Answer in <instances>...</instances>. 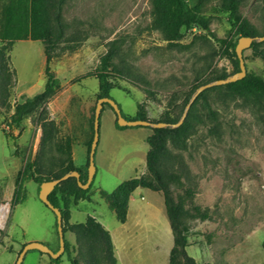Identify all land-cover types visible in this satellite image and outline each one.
<instances>
[{
  "label": "rangeland",
  "instance_id": "374dc122",
  "mask_svg": "<svg viewBox=\"0 0 264 264\" xmlns=\"http://www.w3.org/2000/svg\"><path fill=\"white\" fill-rule=\"evenodd\" d=\"M187 1L190 7L200 4L208 29L183 28L168 41L155 25L153 0H67V36L85 38L73 51L65 49L68 43L51 51L50 67L62 89L18 126L12 121L16 106L45 88L49 44L29 38L30 0H0V40L15 41L8 53L0 44V264H15L31 242L59 249L55 213L41 201L39 183L19 174L27 163L42 179L68 166L87 172L99 81L81 77L99 66L114 42L112 63L121 72H112L110 95L127 120L137 119L143 107L150 122L178 123L200 86L237 72L230 44L241 36L221 12L223 0ZM239 1L253 37L263 36L264 0ZM244 57L247 72L264 78V44ZM223 86L205 90L192 103L185 118L190 130L168 141L157 167L174 203L185 200L179 230L188 238L189 257L197 264H264V105ZM112 111L108 105L100 111L90 200L72 210L73 222L91 216L109 230L117 264H190L184 255L172 257L175 236L163 191L136 189L125 224L102 196L134 178L157 185L147 166L151 127L118 129ZM47 120L56 130L44 143ZM198 211L207 217H196ZM65 238L76 264H89L77 233L68 230ZM122 249L126 257L118 261ZM23 264L54 263L34 250ZM60 264H72L67 253Z\"/></svg>",
  "mask_w": 264,
  "mask_h": 264
},
{
  "label": "trees",
  "instance_id": "16d2710c",
  "mask_svg": "<svg viewBox=\"0 0 264 264\" xmlns=\"http://www.w3.org/2000/svg\"><path fill=\"white\" fill-rule=\"evenodd\" d=\"M66 1L67 0H30L28 31L29 38L32 41L47 42V44H49V47H47L45 51L47 58V66L45 70L46 84L44 90L41 93H38L35 96L27 99L25 98L22 104H18L16 106V108L14 109L15 113L12 116V121L18 126H20L22 121L29 117L32 113L46 106L51 101V99L62 89L61 81L50 67L51 51L59 48L61 46V43H68V46H66L65 49L73 51L79 44L82 43L85 38L82 37V40L81 38H74V40L77 41L74 42L76 44H69L74 40L70 36H67V29L69 28V25L66 23L63 13ZM153 9L155 16V25L158 29L162 30L163 33L167 35L166 40L168 41L174 40L183 28H199L202 30L208 29L205 20L200 15V4L190 7L187 0H153ZM221 12L228 13L229 21L233 29L241 37H253L256 34L255 29L249 23V21L245 20L240 15L239 0H223L221 4ZM21 34L23 40L28 39V34L22 32ZM239 39L236 42L230 44V46L232 47V55L233 57H235L237 72L240 71V65L235 47H237ZM217 41L222 44L226 43L225 39H217ZM14 42L15 41L13 40H0L2 48L7 53L12 50L15 44ZM261 44L264 43L253 42L250 49L257 52V47H259ZM117 51L118 47L114 42L113 46L101 58L99 66L95 70L90 71L85 76L81 77V79H85L87 77L98 79V100L101 98H112L110 95L112 89L114 88L113 83L110 80L112 78V72H121V70L114 67L112 63V60ZM227 76V74H223L219 77V79H226ZM223 87L227 88L232 95L242 94L249 97L250 99H253L254 102L264 105V78L259 75L247 73L246 77L242 80L227 84ZM205 93L206 92L202 93L199 96V99L203 97ZM105 105H108L112 109L109 104ZM142 109L143 107H140V112H138L137 119L147 120L146 113ZM191 111L190 115L192 116L193 112L191 113ZM173 122L176 123L177 121H168L166 123L172 124ZM116 127L121 130L132 128L119 126L117 119ZM92 128L93 136L89 144V158L86 166L87 172L85 174L81 173L74 166H68L62 173L54 175V177L51 178L49 177L42 179L37 177L38 175H36V173L33 171V164L27 163L24 170L19 174L20 180L22 179V176H26L39 183L41 187V184L45 181L59 179L69 172L77 171L80 173L79 178L81 182L85 184L88 179L87 177L90 164V150L94 138V124ZM190 128L191 120L189 118H187L180 127L175 129L169 127L150 128L153 131V135L149 140V146H151V148L147 153V166L149 171L153 174L157 185L147 182L142 178H134L122 183L112 193L102 192V196L107 200L113 212H115L118 221L122 224H125L128 218L130 197L136 189L152 188L156 191H163L166 207L165 213H167L175 236L172 257L175 258L177 256L184 255L190 264H197L193 258L187 255L186 247L188 246V238L185 235H181L179 230V223L187 213L185 209V200L183 198H179V201L177 203H174L171 197V192L166 186L165 182L162 181L161 173L159 172L157 167L161 155L167 148L166 146L168 144V141L170 139H183L182 137L187 134ZM55 130V124L53 122L48 120L43 122L44 143H46L50 139H53ZM89 190L90 188L87 190L82 189L78 184V180L73 177L59 184L50 194L49 199L51 203L55 207L59 208L62 212L63 223H65L63 225L64 233H66L68 230L76 232L80 241L84 245H86L89 264H117L116 258L114 256V245H112V236L109 230H107L95 218L89 216L83 223L71 224L69 227L66 226V223L69 222L70 219L71 208L76 206L80 201L90 200ZM197 214L198 216L196 217L199 218L204 219L207 217L206 214H203L199 211ZM56 227L58 234L57 221ZM64 244L65 253L68 254L72 264H76V261L71 257V246L66 238ZM61 257L58 259H53L49 256L50 261L54 264H60Z\"/></svg>",
  "mask_w": 264,
  "mask_h": 264
},
{
  "label": "water",
  "instance_id": "95a60500",
  "mask_svg": "<svg viewBox=\"0 0 264 264\" xmlns=\"http://www.w3.org/2000/svg\"><path fill=\"white\" fill-rule=\"evenodd\" d=\"M263 41H264V36H262V37H241L239 39L237 47H235L236 48V54H237V57L239 60L240 71L235 73L234 75H232L230 77H227L226 79L215 80V82L200 86V88L195 92L190 103L188 104V106L186 108V113L183 115L181 120L176 124H169V123H165V122L153 123V122H150L148 120H139V119L127 120L126 118H124L119 105L114 100H112L111 98L99 99L97 102L96 111H95L94 138H93V142H92L91 150H90V164H89L87 182L85 184L82 183L80 178H79L80 173L77 171H73V172H70V173L64 175L63 177H61L59 179H55V180H51V181H45L41 184V187H40L39 197H40L41 201L55 213L56 218H57L59 244H60L59 250L54 251L49 246H47L46 244L39 243V242H31L29 244H26L23 247V249L20 252L15 264H23L25 256L27 255V253L29 251H34V250L39 251L43 254L49 255L53 259H58L64 254V252H65V244H64L65 243V233H64V226H63V215H62L61 210L59 208L55 207L51 203L49 196L59 184H61L63 181L68 180L70 177L76 178L78 180L79 186L82 189L87 190L90 188V186L94 180L95 173H96L94 159H95L96 148L98 146V141H99V126H100V116H101L100 111L102 110V108L104 107L105 104H109L112 107V109L114 110L113 112H115V114H116L117 122H118L119 126H121V127H151V128L172 127V128H178L184 123L187 112L189 111L192 103L197 99V97L202 92H204L205 90L212 88L214 86H223V85H227V84H230L233 82H237V81L242 80L243 78L246 77L248 72H247L246 62H245V58H244V52L247 49L251 48L253 42H263ZM26 99H27V97H26Z\"/></svg>",
  "mask_w": 264,
  "mask_h": 264
},
{
  "label": "crops",
  "instance_id": "0c3cea01",
  "mask_svg": "<svg viewBox=\"0 0 264 264\" xmlns=\"http://www.w3.org/2000/svg\"><path fill=\"white\" fill-rule=\"evenodd\" d=\"M133 195V194H132ZM132 195H131V198H132ZM131 200V199H130ZM84 201H87V200H84ZM81 202V201H80ZM79 202V203H80ZM79 203L76 205V206H74L73 208H71V214H70V221H71V224H75L74 222H73V219H72V216H73V211L72 210H75V209H77L78 208V206H79ZM131 206L129 205V210H128V220L130 219V212H131ZM87 220V219H86ZM126 223H128V221L126 222ZM112 235V234H111ZM112 237H113V235H112ZM126 257V255H125V250L124 249H122L121 251H119V253H118V261H120L121 259H124Z\"/></svg>",
  "mask_w": 264,
  "mask_h": 264
}]
</instances>
